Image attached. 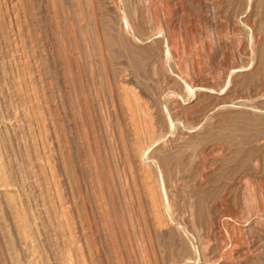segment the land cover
<instances>
[{
	"label": "rangeland",
	"instance_id": "rangeland-1",
	"mask_svg": "<svg viewBox=\"0 0 264 264\" xmlns=\"http://www.w3.org/2000/svg\"><path fill=\"white\" fill-rule=\"evenodd\" d=\"M0 264H264V0H0Z\"/></svg>",
	"mask_w": 264,
	"mask_h": 264
},
{
	"label": "bare ground",
	"instance_id": "bare-ground-1",
	"mask_svg": "<svg viewBox=\"0 0 264 264\" xmlns=\"http://www.w3.org/2000/svg\"><path fill=\"white\" fill-rule=\"evenodd\" d=\"M153 204V203H152Z\"/></svg>",
	"mask_w": 264,
	"mask_h": 264
}]
</instances>
